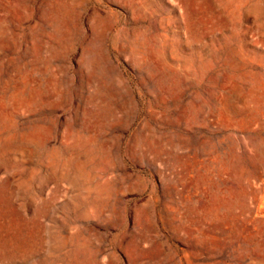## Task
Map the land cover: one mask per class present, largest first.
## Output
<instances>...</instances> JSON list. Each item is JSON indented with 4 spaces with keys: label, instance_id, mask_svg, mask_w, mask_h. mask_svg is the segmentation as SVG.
Returning <instances> with one entry per match:
<instances>
[{
    "label": "rangeland",
    "instance_id": "1",
    "mask_svg": "<svg viewBox=\"0 0 264 264\" xmlns=\"http://www.w3.org/2000/svg\"><path fill=\"white\" fill-rule=\"evenodd\" d=\"M0 264H264V0H0Z\"/></svg>",
    "mask_w": 264,
    "mask_h": 264
}]
</instances>
